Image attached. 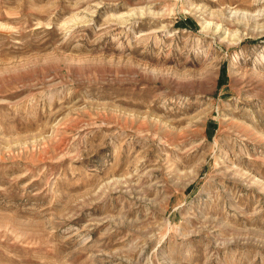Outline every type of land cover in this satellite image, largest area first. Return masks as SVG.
Wrapping results in <instances>:
<instances>
[{
    "label": "rangeland",
    "instance_id": "obj_1",
    "mask_svg": "<svg viewBox=\"0 0 264 264\" xmlns=\"http://www.w3.org/2000/svg\"><path fill=\"white\" fill-rule=\"evenodd\" d=\"M0 264H264V0H0Z\"/></svg>",
    "mask_w": 264,
    "mask_h": 264
}]
</instances>
